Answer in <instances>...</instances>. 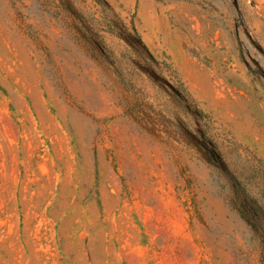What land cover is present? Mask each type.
Wrapping results in <instances>:
<instances>
[{
	"label": "rangeland",
	"instance_id": "rangeland-1",
	"mask_svg": "<svg viewBox=\"0 0 264 264\" xmlns=\"http://www.w3.org/2000/svg\"><path fill=\"white\" fill-rule=\"evenodd\" d=\"M76 147L140 232L113 264H264V0H0V264H68L9 183Z\"/></svg>",
	"mask_w": 264,
	"mask_h": 264
},
{
	"label": "crops",
	"instance_id": "crops-1",
	"mask_svg": "<svg viewBox=\"0 0 264 264\" xmlns=\"http://www.w3.org/2000/svg\"><path fill=\"white\" fill-rule=\"evenodd\" d=\"M75 150L77 156L73 163L67 162L66 156L57 155L58 180L41 169L33 172L36 180L30 190L21 180L24 176L20 172L14 190L11 172L10 200L18 196L17 200L21 202L25 191L29 194L34 208L37 203L44 219L53 226L55 248L68 264L76 259L82 260L84 252L88 255L89 264H113L115 256H118L115 252L121 254V242L126 237L132 260L139 259L141 254L144 255L140 232L135 221H130L131 228L125 231V204L115 180L109 186L111 190L106 187L109 170L104 154L91 156L93 153L87 151L85 156H79L80 149L76 147ZM66 162L69 163L68 169ZM111 200L114 205L110 207L107 202ZM129 214L132 216L131 212ZM83 233L85 237L82 239Z\"/></svg>",
	"mask_w": 264,
	"mask_h": 264
}]
</instances>
